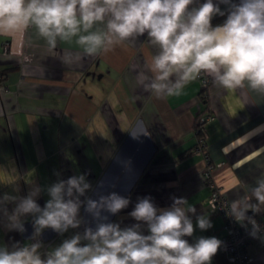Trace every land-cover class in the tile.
Masks as SVG:
<instances>
[{"label":"crops","instance_id":"0c3cea01","mask_svg":"<svg viewBox=\"0 0 264 264\" xmlns=\"http://www.w3.org/2000/svg\"><path fill=\"white\" fill-rule=\"evenodd\" d=\"M223 19L216 17L213 24ZM156 51L146 36L85 56L74 41L58 40L50 50L31 26L15 36L0 34V195H27L29 175L46 187L58 178L87 174L95 190L88 196L115 191L130 197L129 207L110 217L122 226L135 223L127 214L137 197L150 195L158 207L183 197L213 224L187 239L221 241L223 220L206 205L210 188L203 179L199 140L204 138L215 165L212 179L222 194L231 203L249 194L264 175V95L225 90L206 74V87L196 78L180 95L157 98L137 82L140 72L151 75L145 60ZM197 126L203 131L197 133ZM47 199L42 192L37 202L43 206ZM81 215L91 220L83 208ZM25 228L24 233L8 231L0 222V244L28 242L30 216ZM82 230L60 236L46 229L40 239L46 248L54 247ZM248 252L251 264H264L261 241ZM219 254L212 264H228Z\"/></svg>","mask_w":264,"mask_h":264},{"label":"clouds","instance_id":"9594fccd","mask_svg":"<svg viewBox=\"0 0 264 264\" xmlns=\"http://www.w3.org/2000/svg\"><path fill=\"white\" fill-rule=\"evenodd\" d=\"M216 17L223 22L214 25ZM30 26L50 50L58 40L74 41L85 56L146 36L157 51L145 60L151 75L140 72L137 82L157 98L180 95L202 73L225 90L264 95V0H0V34L15 36ZM86 175L58 178L46 187L29 175L27 195H0L3 226L24 233L30 216L33 228L28 242L0 244V264H212L222 241L187 239L213 224L186 198L174 196L170 206L158 207L150 195L137 197L127 214L135 223L122 226L110 217L127 209L130 197L112 191L92 198ZM42 192L48 197L43 206L37 202ZM226 213L250 226L253 238L264 239L255 219L264 213V175ZM82 227L54 247L40 239L46 229L64 236Z\"/></svg>","mask_w":264,"mask_h":264},{"label":"built area","instance_id":"2783aa9c","mask_svg":"<svg viewBox=\"0 0 264 264\" xmlns=\"http://www.w3.org/2000/svg\"><path fill=\"white\" fill-rule=\"evenodd\" d=\"M199 82L203 87L210 83L206 74H201ZM210 118V116H207ZM197 132H202L203 129L198 127ZM198 150L205 160V170L203 173L204 183L210 188V195L206 201L208 212L211 215H218L223 220L224 237L222 238V245L218 250L222 253L228 264H251L253 257L249 254L248 249L252 243L261 241L264 247V239L253 238L249 235L250 226L248 228L242 227L233 218L227 215L231 202L222 194L221 189L214 183L212 179V171L214 164L209 161L208 153L205 150L204 138L199 140ZM221 165V164H218ZM255 219L264 227V213L256 215Z\"/></svg>","mask_w":264,"mask_h":264},{"label":"trees","instance_id":"16d2710c","mask_svg":"<svg viewBox=\"0 0 264 264\" xmlns=\"http://www.w3.org/2000/svg\"><path fill=\"white\" fill-rule=\"evenodd\" d=\"M223 18V17H222ZM197 129H198V126H197ZM197 133H199V132H197ZM219 255H221L223 258H224V260H226V262H227V259H226V257L222 254V253H220ZM228 263V262H227Z\"/></svg>","mask_w":264,"mask_h":264},{"label":"water","instance_id":"95a60500","mask_svg":"<svg viewBox=\"0 0 264 264\" xmlns=\"http://www.w3.org/2000/svg\"><path fill=\"white\" fill-rule=\"evenodd\" d=\"M248 215H250V216H251V215H253V214H252L251 212H249V213H248ZM255 217H256V216H255Z\"/></svg>","mask_w":264,"mask_h":264}]
</instances>
